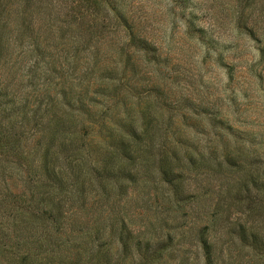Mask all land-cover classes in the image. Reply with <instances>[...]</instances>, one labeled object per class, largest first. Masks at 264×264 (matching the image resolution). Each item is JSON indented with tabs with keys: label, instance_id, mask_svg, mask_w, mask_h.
<instances>
[{
	"label": "rangeland",
	"instance_id": "374dc122",
	"mask_svg": "<svg viewBox=\"0 0 264 264\" xmlns=\"http://www.w3.org/2000/svg\"><path fill=\"white\" fill-rule=\"evenodd\" d=\"M0 121V264H264V0H0Z\"/></svg>",
	"mask_w": 264,
	"mask_h": 264
},
{
	"label": "trees",
	"instance_id": "16d2710c",
	"mask_svg": "<svg viewBox=\"0 0 264 264\" xmlns=\"http://www.w3.org/2000/svg\"><path fill=\"white\" fill-rule=\"evenodd\" d=\"M113 7L118 11L121 7H120V2H114L113 3ZM115 21H113V23L112 22H110V25L112 26V24H114V27L117 25L116 24V22L114 23ZM88 25L89 26H92V24L89 22L88 23ZM89 31H91V30H89ZM2 122L0 121V129H1V127H2ZM4 134H6V133H4V130L3 129H1L0 130V136L1 135H3L4 136ZM1 138H3L2 136H1ZM0 138V142H2L3 141V139H1ZM7 148H6V146L4 145V144H0V156L1 155H3V154H5L6 152H7Z\"/></svg>",
	"mask_w": 264,
	"mask_h": 264
}]
</instances>
